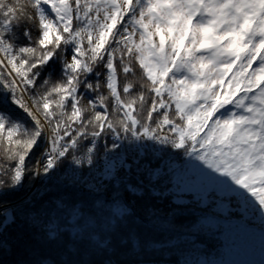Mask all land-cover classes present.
<instances>
[{
    "label": "snow or ice",
    "instance_id": "6c2138e0",
    "mask_svg": "<svg viewBox=\"0 0 264 264\" xmlns=\"http://www.w3.org/2000/svg\"><path fill=\"white\" fill-rule=\"evenodd\" d=\"M57 63L60 79H42ZM105 134L114 137L112 149L118 140H148L183 150L191 160L167 163L166 173L157 167L155 175L140 164L124 171L123 160L115 172L114 165L105 168L107 181L90 168L74 175L67 183L92 206L85 214V201L77 202L81 210L74 208L73 218L83 226L73 243L107 251L137 215L125 192L142 200L199 193L188 185L205 177L208 188L236 197L240 211L255 218L259 210L264 247V0H0V189L22 186L28 172L40 174L26 160L42 139L46 147L36 164L50 175L69 155L75 165L93 166ZM82 140L90 146L78 157ZM165 176L173 187L158 191ZM182 205L194 214L192 224L204 221L202 228L222 230L228 240L234 224L228 205H219L226 215L216 219L211 206L195 215L173 198L168 213L150 205L146 217L153 226L171 225L167 217ZM56 206H65L63 198ZM9 214L16 219L0 204V216ZM43 215L34 218L42 227ZM54 223L43 236L50 244L61 239ZM201 232L189 234L199 239Z\"/></svg>",
    "mask_w": 264,
    "mask_h": 264
},
{
    "label": "trees",
    "instance_id": "16d2710c",
    "mask_svg": "<svg viewBox=\"0 0 264 264\" xmlns=\"http://www.w3.org/2000/svg\"><path fill=\"white\" fill-rule=\"evenodd\" d=\"M18 31L22 33L23 26ZM35 34V30H33V35ZM21 42H24L23 39ZM67 58L70 60L71 56L68 55ZM53 68L54 71L45 72L42 79L51 78L53 82L59 80L61 65L57 63L53 65ZM103 91L107 95V90ZM85 95L88 98H94L93 93L89 92ZM81 103L86 105L87 99H83ZM103 137L111 136L105 134ZM83 141H81L80 147H83ZM35 154L36 148L26 160V165L31 161L35 163ZM80 156L83 155L80 154ZM80 156L78 155V157ZM167 156L168 154L156 156L139 164L142 170L150 169L155 175L157 167L162 168L166 173L167 163L181 164L191 160L190 157L183 155V150L170 152L168 159ZM67 157L68 159H66ZM67 157L64 160L69 161L71 155ZM0 162H2V157H0ZM193 163L200 164L199 161H193ZM132 166L131 170L135 171L136 164H132ZM123 168L124 171H129L127 166ZM204 170L210 171L207 168ZM192 174L193 172L189 173V175ZM144 175L146 176L147 173ZM213 175L218 174L213 173ZM104 179L107 181L108 177H104ZM32 180V178L30 181L24 180L22 186L14 190L0 189V193H4L0 195V204L16 202L14 206L10 207L14 210L15 220H13L12 214H9L7 218L0 216V264H40L45 258L54 264H62L63 261L69 259L80 261L81 264H195L198 260H216L221 261L222 264H243L245 261L243 251L247 245L244 240L243 246L237 242L239 236L247 237L251 245L261 241L259 210L255 212V218L251 211L247 214L240 211L241 205L238 204L236 197L222 193L214 187L208 188L207 178L201 177L199 181L188 185L189 190L199 193L182 194L176 197L169 194L160 199L142 200L136 198L132 193L125 192V199L132 200L137 215L126 221L125 226L116 235L113 247L107 251H97L86 244L73 243L76 240V231L83 226L82 220L73 218L74 208L77 211L81 210L76 207L77 202L84 200L82 211L85 214L90 213L92 201L86 196L78 195L74 188H66L59 183H49L45 188L35 190L28 198L17 202L19 195H22L24 191L27 192V187L30 184H34ZM153 183H157V181L154 180ZM165 184L169 188L173 187L170 177L165 176L159 180L158 191L163 190ZM61 198H63L65 206L58 208L56 201ZM173 198L183 201L188 208L195 209V215H199L201 209L211 206L214 211L210 214L214 215L216 219H224L226 215L223 210H219V205H228L230 210L228 218L234 221L233 226L226 231L228 240H225L222 230L202 228V225L205 224L204 221L192 224L191 220L194 218V214L184 210L183 205L181 210L175 213L174 218L173 216L167 217L172 221L171 225L162 223L153 226L149 223L146 217L147 207L155 205L162 209L163 213H168L170 211L169 204ZM197 199L200 201L199 206L196 204ZM204 201H207V205ZM38 213L45 214L43 215V227L39 220L34 219ZM50 221L55 222L54 230L61 237L57 244H50L43 238ZM244 225L250 231H243ZM200 231L202 232L199 234V239H196L195 235L189 234ZM96 234L100 235L99 232ZM259 253L258 260L262 264L264 254Z\"/></svg>",
    "mask_w": 264,
    "mask_h": 264
},
{
    "label": "rangeland",
    "instance_id": "374dc122",
    "mask_svg": "<svg viewBox=\"0 0 264 264\" xmlns=\"http://www.w3.org/2000/svg\"><path fill=\"white\" fill-rule=\"evenodd\" d=\"M48 135V132L46 131L45 132V136H47ZM45 144V142H44V140L42 139V141H41V143H40V145H39V147L38 148H36V154H35V163H33V161H31L27 166L29 167V168H33L34 166L35 167H37V168H39V172H40V174L39 175H33V173L32 172H28V173H26V175H25V179L24 180H28V181H30V178L29 177H31L33 180L32 181H34V185L36 184V190H38V189H41V188H45L46 186H47V181L46 180H44L48 175H45L44 173H43V169H42V167H40L39 165H37L36 164V161H37V159L38 158H40L41 157V153L44 151V145ZM105 144V142L103 141V140H98L97 141V146H96V151L94 152V154H93V159H94V165L93 166H88V165H84L83 167H81V166H78V165H75V167H76V169H78L79 170V172L81 173V175H88V170H89V168L91 169V171L92 172H94V174L96 173V169H94V167H98L97 165H100V164H98V162L97 161H99L100 160V157H101V155L104 153V149H101L100 148V146L101 145H104ZM120 145H121V143H120ZM90 146V144H89V140H84L83 141V147H80L78 150H77V153L75 154L76 156H80V154L81 155H85V152H86V149H87V147H89ZM107 156L109 157V154H107ZM120 157V155H118V156H115V157H112L111 159H113V158H115V159H118ZM168 158H170V152H168V156H167V159ZM28 159V158H27ZM66 159H68V157L66 158ZM65 159V160H66ZM64 160V158L61 160V162L62 161H65ZM124 161V166L123 167H125V165H128L129 164V161L127 160V159H124L123 160ZM67 162V166L65 167V168H63L62 166H61V163L59 162V164H58V167L56 168V169H54L53 170V174H50L49 176H52V177H57V176H59V177H65V176H68L69 174H67V169H68V164L69 163H71L72 161H71V158H69V161H66ZM117 165H121V163L120 162H117ZM108 165H105V166H102V169L101 170H99V173L101 174V175H104V170H105V168L107 167ZM122 166V165H121ZM64 172H66V173H64ZM71 174V173H70ZM100 175V176H101ZM33 186V185H32ZM32 186H28V188H27V192L26 191H24L23 193H22V195H19L20 197L17 199V202H19L20 200L22 201V200H24V199H26V198H28L29 197V195L30 194H32V192H33V189H32ZM21 189H24L23 187H21ZM16 202H11V203H8L9 205H8V207H12L14 204H15ZM50 205V202L48 203V206ZM229 235H231L230 233H229ZM239 238H240V240H244L245 241V244L247 245V251H246V256H248V257H252V258H254V257H256L257 256V251H259V252H261V253H263L264 254V247H262L261 246V241L259 242V243H257V244H254V245H251L250 243H249V241H248V239H247V237H241V236H239Z\"/></svg>",
    "mask_w": 264,
    "mask_h": 264
},
{
    "label": "built area",
    "instance_id": "2783aa9c",
    "mask_svg": "<svg viewBox=\"0 0 264 264\" xmlns=\"http://www.w3.org/2000/svg\"><path fill=\"white\" fill-rule=\"evenodd\" d=\"M105 144L101 145L100 148L104 149V153L101 155L100 160L97 161L98 167H94L96 169V173L91 171V175L97 178H101L102 175L99 173V170L102 169V166L105 165H113L117 163V160L115 158L111 159L112 157H115L116 154H121L122 157L126 158L127 160H132L135 162L141 161L146 155H153L158 152H166L169 145H161L155 141H148V140H141V141H129V140H118L115 141L117 144L120 145L121 147V152H112L110 149L107 151L105 150V146L107 147V142L104 141ZM44 148L46 147V144L43 145ZM119 147V148H120ZM109 154V157L107 156ZM61 162V161H60ZM87 165V164H86ZM67 174L68 176L65 177H52V176H47L44 180L47 181V185L49 183H60L59 180L62 179L64 185L72 186L70 183H67V181L72 178L74 175L75 176H81V173L79 172L78 169H76L75 165L71 162L68 165L67 169ZM64 172V173H66ZM71 173V174H70ZM101 175V176H100ZM32 186V185H31ZM36 184L32 186L33 192L36 190Z\"/></svg>",
    "mask_w": 264,
    "mask_h": 264
},
{
    "label": "bare ground",
    "instance_id": "6f19581e",
    "mask_svg": "<svg viewBox=\"0 0 264 264\" xmlns=\"http://www.w3.org/2000/svg\"><path fill=\"white\" fill-rule=\"evenodd\" d=\"M60 163H61V166H62L63 168H65V167L67 166V162H66V160H65V161H62V162H60ZM68 165H69V164H68ZM59 182H60V183H63V180L60 179Z\"/></svg>",
    "mask_w": 264,
    "mask_h": 264
}]
</instances>
